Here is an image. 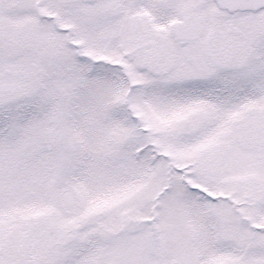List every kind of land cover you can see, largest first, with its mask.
I'll use <instances>...</instances> for the list:
<instances>
[{"label": "rangeland", "instance_id": "obj_1", "mask_svg": "<svg viewBox=\"0 0 264 264\" xmlns=\"http://www.w3.org/2000/svg\"><path fill=\"white\" fill-rule=\"evenodd\" d=\"M80 1L88 8L89 0L61 1L62 5L63 2L72 5L57 17L62 26L72 27L78 38L91 47L95 30L110 27L108 22L96 23ZM30 2L22 0L20 6L26 11ZM147 10L151 18L154 11L159 16L163 13L154 7ZM257 16H263L264 20V13ZM241 17L228 39L240 47L243 42L238 29L257 21L250 16ZM218 18L221 23L223 19ZM225 19L230 21L224 26L233 25L232 19ZM111 20L115 22L114 15ZM21 21L16 31H22L16 35L14 31L12 36L14 45L3 41L0 35V82L9 80L20 87L18 93L0 97V220L8 217L10 221L7 226L0 225V257L8 255L9 252H4L11 249L10 257L16 258L14 264H26L27 259L22 258L27 256L30 246L40 255L49 250L45 264H75L81 259L80 250L88 247L89 236L93 235L99 240L97 257L101 258L108 245L107 255L112 264H239L241 260L253 264L264 259V253L252 250L257 246L264 249V240L254 241L248 231L239 229L227 206L207 205V200L190 193L181 177L168 168L167 161L157 162L149 149L146 155L142 150L136 153L141 157L139 162L132 160V150L143 140L133 132L135 122L119 101L125 84L111 69H101L100 65L76 58L73 46L66 44L62 35L36 26L30 18ZM155 25L156 28L142 25L134 29L115 22L111 26L115 37L99 42V56L107 54L114 59L123 53L118 52L120 48L135 60L127 64L135 78L146 76L147 90L142 93L147 95V102L153 96V100L160 99V93L168 94L172 86L171 95L176 98L190 100L188 97L194 95L200 99L194 102L199 112L193 121L177 120L189 112L179 103L163 107L162 113L157 104L151 109L152 117L161 114L157 120V143L179 168L199 166L208 171L206 175L198 174L209 180L203 183L211 185L213 181V187L222 190L219 181L212 178L214 170L209 164L210 159L213 163L214 157L222 153L208 147L209 153L203 154L205 137L212 141L225 130L228 141L223 145L230 149L237 135L232 122L238 118L229 108L224 112L222 101L228 107L230 101L242 102L246 114L253 103L254 87L232 88L229 79L224 78L229 68L219 73L222 68L217 49L223 45L224 28L209 23L208 47L199 41L187 48L196 53L208 50L192 57L176 46L169 49L166 42L170 39L162 34L164 24ZM131 28L142 33L141 40L138 34L137 39L129 34ZM203 39H207L206 34ZM148 43L152 45L149 47ZM239 56L236 49L230 55L234 67L245 73L246 65L239 62ZM180 84L183 90L177 88ZM207 84L212 96L208 103L202 101ZM151 85L158 90L151 89ZM152 105L140 108L145 110ZM78 111L86 113L83 117L89 116L81 125L75 122ZM102 119L107 122L103 124ZM245 122L249 130L250 121L246 117ZM247 133L244 130L239 137H246ZM250 165L251 162H246L243 169L249 171ZM250 175L252 178L243 180L259 193L264 180L254 173ZM229 186L231 192L237 189V184ZM64 192L77 198L68 213L60 211ZM158 197L161 208L156 217L157 235H153L150 212ZM73 235L75 243L68 244L66 249L61 247ZM238 251L242 254L238 255ZM78 264L92 263L90 257H85Z\"/></svg>", "mask_w": 264, "mask_h": 264}, {"label": "water", "instance_id": "obj_2", "mask_svg": "<svg viewBox=\"0 0 264 264\" xmlns=\"http://www.w3.org/2000/svg\"><path fill=\"white\" fill-rule=\"evenodd\" d=\"M224 7L233 10L257 9L264 5V0H222Z\"/></svg>", "mask_w": 264, "mask_h": 264}]
</instances>
